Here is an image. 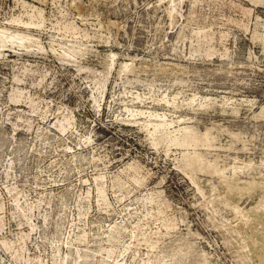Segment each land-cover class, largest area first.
<instances>
[{"label": "rangeland", "instance_id": "rangeland-1", "mask_svg": "<svg viewBox=\"0 0 264 264\" xmlns=\"http://www.w3.org/2000/svg\"><path fill=\"white\" fill-rule=\"evenodd\" d=\"M0 264H264V0H0Z\"/></svg>", "mask_w": 264, "mask_h": 264}]
</instances>
